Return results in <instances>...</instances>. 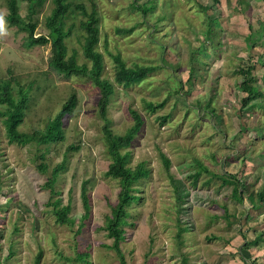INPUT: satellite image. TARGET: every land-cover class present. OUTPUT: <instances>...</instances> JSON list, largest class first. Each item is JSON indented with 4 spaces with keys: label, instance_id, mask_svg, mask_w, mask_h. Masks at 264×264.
Wrapping results in <instances>:
<instances>
[{
    "label": "rangeland",
    "instance_id": "rangeland-1",
    "mask_svg": "<svg viewBox=\"0 0 264 264\" xmlns=\"http://www.w3.org/2000/svg\"><path fill=\"white\" fill-rule=\"evenodd\" d=\"M72 1L89 5L88 0ZM93 1L104 74L114 82L106 47L120 53L127 64L154 66L139 84L124 88L114 83L116 92L108 107L115 133L132 124L130 108L144 119L128 149L130 164L146 160L151 176L138 185L141 199L128 207L131 225L120 242L121 256L104 228L119 186L104 175L110 158L97 111L98 89L87 78L49 67L50 43L28 46L26 32L5 21L6 0H0V80L15 77L28 90L19 130L43 129L71 92L78 97L73 112L64 117V139L41 145L10 143L3 124L5 108L0 105V264H36L39 253L37 264H177L168 258L171 250L164 254L162 248H168L170 240L176 243L178 217L184 221L186 244L196 251L200 239L205 250L206 238L225 234L226 225L242 228V220L253 210L248 193L254 198L264 191V0ZM17 3L28 21V0ZM149 5L150 11L143 14L140 6ZM51 8L47 0L32 16L36 35L48 33L44 22ZM81 19L76 13L65 19V27L72 26L66 45L69 54L77 52L79 63L89 64L81 53ZM118 28L130 31L119 33ZM249 66L253 87L262 95L242 106L247 93L241 89L239 69ZM142 98L165 104L150 114ZM165 114L169 117L161 123ZM69 145L77 148L68 149ZM160 151L171 160L172 178L164 170ZM194 158L218 174L211 173L208 184L210 175L202 173L193 185ZM63 160L65 168L51 191L45 181ZM41 161L47 171L38 169ZM84 181L90 213L81 220ZM232 182L246 184L242 199L232 194ZM67 204L71 223L56 222L54 207ZM259 218L264 221V213Z\"/></svg>",
    "mask_w": 264,
    "mask_h": 264
},
{
    "label": "trees",
    "instance_id": "trees-1",
    "mask_svg": "<svg viewBox=\"0 0 264 264\" xmlns=\"http://www.w3.org/2000/svg\"><path fill=\"white\" fill-rule=\"evenodd\" d=\"M47 0H28V21H25L19 12V5L17 0H6L7 14L5 21L10 26H16L20 30L26 32V44L28 46L45 45L50 43V57L48 60L49 67L58 73L66 76H76L87 78L96 86L99 92L97 100V111L100 118L103 120L102 131L106 141V151L109 155L110 162L104 172L106 177L115 179L118 183L119 190L115 204L110 206V213L106 215L105 230L109 238L112 239L111 247L122 256L120 242L124 239L127 225H131L128 220L130 212L128 207L141 199L138 194V185L142 181L148 180L151 176V167L146 160H140L134 165L130 164L131 152L128 147L132 144L135 136L140 132L144 119L133 108L129 109V114L132 119V124L121 134L115 133L110 127L108 119V107L112 96L116 92L114 83L121 85L124 88H129L133 85L143 82L148 73L153 71L154 66L143 65L139 63L127 64L121 57L120 53H113L108 47L105 48L107 54L111 58L113 67L114 82L111 81L104 74L103 54L99 51V17L96 4L93 0H88L89 5L85 2H73L72 0H50L52 8L50 13L45 17V27L48 29L47 34L36 35V22L32 20V16L44 5ZM218 3L219 0H214ZM132 8H135L132 4ZM152 6H140L143 14L150 11ZM204 10H208V6H203ZM76 13L82 19L80 21L81 29L83 30V41L81 44L82 56L89 62L79 63L77 61V52L68 53L66 45V38L69 36L72 26L65 27V19L68 15ZM128 32L130 29H119L118 32ZM106 45V44H105ZM239 74L242 75L241 89L247 93L246 97L242 99V106H245L251 100L260 97L262 92L253 87L255 77L253 74V66L241 67ZM190 81V78H188ZM143 109L148 113H154L158 108L164 106L165 102L160 101L154 103L153 101L142 98ZM78 103V97L75 92H71L69 96L62 103L58 112L49 118L43 129H36L31 132H23L19 130V126L24 120L25 112L28 106V90L15 77L10 76L7 79L0 80V105H3L5 110L4 128L5 133L10 143H15L21 146L37 143L49 144L62 141L65 137L64 132V117L70 115ZM209 106L207 105V108ZM168 115L160 116L161 123H165ZM77 148V146L69 145L68 149ZM43 156L40 155L42 159ZM160 157L163 162V167L168 175L171 176L170 166L171 160L166 153L160 151ZM66 161H60L55 164L49 171V175L45 181V186L51 191L53 185L57 180L61 171L65 168ZM41 171H47L48 165L41 161L38 165ZM195 170L193 171V185H196L202 173L210 175L211 171L200 159L194 158ZM225 174V173H224ZM217 176V173H212ZM230 177L235 178L234 175ZM206 180V179H205ZM204 180V181H205ZM174 181V188L177 185ZM224 182V181H223ZM234 184L232 194L238 199H242L243 191L246 189V184L241 182H232ZM226 184V183H225ZM255 197L251 192L248 193V199L252 207H258L264 202V191L255 193ZM81 201L84 213L81 220L86 219L90 213V201L87 192L86 182L81 186ZM179 200L182 199V194H178ZM256 198V201L254 199ZM258 199V201H257ZM259 204V205H258ZM70 205L67 204L62 207H54L53 213L56 222L64 224L71 223V218L68 216ZM82 223V222H81ZM177 233L176 237L180 239V235L184 232V226L181 218L177 219ZM189 227V226H188ZM190 228V227H189ZM262 233L258 234L253 240L246 242L244 245H256L261 239ZM85 253L81 255L83 257ZM40 253L37 255L35 263L37 264L40 258ZM121 264H125L124 261Z\"/></svg>",
    "mask_w": 264,
    "mask_h": 264
},
{
    "label": "crops",
    "instance_id": "crops-1",
    "mask_svg": "<svg viewBox=\"0 0 264 264\" xmlns=\"http://www.w3.org/2000/svg\"><path fill=\"white\" fill-rule=\"evenodd\" d=\"M234 199L236 200L235 197ZM249 205L253 209L249 216L253 214V218L247 216L243 219L244 226L242 228L239 226L236 229L234 227L228 229V225L225 224L224 229H227L225 234L213 233L210 236L211 238L209 237L211 240L206 238L205 250L200 244V239L196 242L199 248L196 251L193 250V245L186 244L187 240L183 239L182 232L180 235L181 241L176 237V243L169 241L170 248H162L164 254L171 250L168 258L170 257L177 264H264V221L259 218L264 213V202L254 208L251 204ZM212 226L215 227L213 223ZM229 227L231 226L229 225ZM219 229L222 230L223 228ZM257 232L262 233L258 244L245 246L246 242L253 240L258 235ZM262 245L263 247H261ZM174 247L175 249H173ZM180 248L183 250H180ZM176 253H178L177 256H175Z\"/></svg>",
    "mask_w": 264,
    "mask_h": 264
},
{
    "label": "clouds",
    "instance_id": "clouds-1",
    "mask_svg": "<svg viewBox=\"0 0 264 264\" xmlns=\"http://www.w3.org/2000/svg\"><path fill=\"white\" fill-rule=\"evenodd\" d=\"M4 31V20H3V17L0 16V32H3Z\"/></svg>",
    "mask_w": 264,
    "mask_h": 264
}]
</instances>
